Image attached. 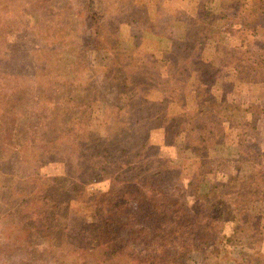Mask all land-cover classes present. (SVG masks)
<instances>
[{"label": "rangeland", "instance_id": "rangeland-1", "mask_svg": "<svg viewBox=\"0 0 264 264\" xmlns=\"http://www.w3.org/2000/svg\"><path fill=\"white\" fill-rule=\"evenodd\" d=\"M91 15H96L94 25ZM187 48H194V55ZM186 58L188 69L213 71L211 91L218 98L223 78L231 82L236 74L250 79L253 75L243 71L259 65L254 77L261 80L238 84L228 101H244L259 111L254 146L264 162V0H0V264H87L69 255L72 243L78 251L87 248L90 263L114 264L115 252L92 242L96 227L87 230L64 214L80 211L84 216L82 207L99 201L95 195L114 190L106 196L117 198L130 191L123 183L130 178L174 187L172 197L180 204L171 208V217L183 207L187 219L208 227L212 238L202 252L192 253L193 264L252 262L223 205L208 206L197 197L207 192L209 180L223 182V170L231 166L227 162H238L239 156L233 134L217 146L208 141L205 129L189 139L193 126L182 108L186 77L178 74ZM141 82L142 91L133 89ZM156 116L184 131L166 138L162 151L153 143L147 148L151 171L144 159L133 161L127 147L134 121L144 124ZM116 119L125 123L117 127ZM232 120L249 129L240 113ZM81 131L90 132L93 145L80 144L83 153L77 155L73 145ZM152 138L159 143V132ZM55 142L61 151L51 156L46 146ZM120 144L125 152L119 151ZM104 147L105 156L96 152L106 151ZM80 171H89L91 179L83 181L76 174ZM234 172L246 178L257 171L242 162ZM249 209L252 216L264 212V202L250 203ZM112 217L123 225L132 218V229H156L150 221L140 226L141 218L128 213ZM130 230L124 225L115 231L114 248ZM92 248L96 257L90 258ZM253 248L263 251L264 239Z\"/></svg>", "mask_w": 264, "mask_h": 264}, {"label": "trees", "instance_id": "trees-1", "mask_svg": "<svg viewBox=\"0 0 264 264\" xmlns=\"http://www.w3.org/2000/svg\"><path fill=\"white\" fill-rule=\"evenodd\" d=\"M94 19H96V15L92 16V25H94ZM186 51H188L190 55H194L195 49L187 48ZM188 59L189 58H186L181 62L183 67L178 70L183 71V73L178 72V74L183 75L182 77L180 76L181 78L186 77V79H182L184 84L187 83L186 88L188 89L183 94L182 108L184 111L183 115L187 117L193 126V128L189 130L191 134H187L189 139L193 140L192 135H194V131L205 129L209 135L207 137L208 141L212 143V145L217 146L227 143L228 137L230 134H233L234 139H236V152L239 156V158H237L238 162H227L230 163L232 167L225 166L223 170V182L209 180L207 192L203 195L197 193V197L208 206L221 207V205H223V211L226 213L227 219L235 223L234 232L242 235L238 239L240 246L244 251H249L252 254V262L249 264H264V250L259 251L253 248L257 240L264 239V212L261 209L259 210L260 213L252 216L249 209L250 203L257 201L264 202V162H261L263 156L262 152L256 151L254 146V142L255 140L257 141L259 135L258 128L255 125L260 114L259 111H253V106L250 103L242 101L236 104L233 102V98L230 102L228 101V95L236 92L235 89L238 84L251 85L261 80H255L254 77L256 74L255 71L259 65L252 64L250 70L245 69L243 71V73L247 71L250 72L251 76L253 75L250 79L246 76L241 78L238 75L236 76V74V78L234 77L235 79H233V81L230 80L231 82H227L226 77L223 78V95L218 98L213 95L211 91L213 71L210 68H206L205 70L188 69ZM200 59L202 60V56ZM175 63L180 65L179 60H176ZM164 67L166 69V66ZM125 82V85L128 84L127 81ZM165 82V79L161 81L163 84H165ZM122 85L124 86V84ZM143 85L144 83L141 82L138 86H134L133 89L142 91L141 87H143ZM131 87H133V84H131ZM189 93L191 96H189ZM132 94L134 95V93ZM190 98H192L194 102V105L191 107L189 106ZM231 107H233V110L230 109ZM128 109L134 111V107ZM236 113H240L244 125L249 129H242L241 125L234 123L232 118ZM124 123L125 122L122 120L116 119L117 127ZM171 123L172 121L164 120L157 116L149 118L148 121H144V124L139 123L137 120L134 121L133 126L136 128L132 130L133 134L129 137L130 146L127 147L129 157H131L133 161L144 159L146 162L143 163L146 168L152 171L153 162H147L146 159L148 156V154H146L147 148L149 146L151 147L153 143L152 145H156L159 151H162L163 146H168L164 143L166 138L178 137L183 134L182 131L184 130H182L180 126L171 125ZM250 129H252V131H250ZM153 132H159L161 137L159 143L152 141ZM53 133L54 130L52 134L47 137L53 136ZM194 139L195 142L201 141L200 138L197 137ZM75 140L76 142L73 146L74 152L77 155L83 153L80 144L83 143L84 147L93 145L90 142V132L87 131L85 133L81 131V135L75 138ZM123 145L124 144H120V152L126 151ZM61 146V144L55 142L52 146L46 147L48 148V153L54 156L61 151ZM107 148L108 147H104L107 152L102 151L101 148L96 150V152L105 156L108 153ZM252 153H254V158L250 157ZM256 155H259L261 159L259 160V157L256 159ZM241 156H249L250 158L246 161H242ZM242 162L252 165L257 172L254 174L252 173L246 178L239 176L237 172H234L235 166L238 164L240 165ZM107 163L110 165V162ZM107 163L105 162V164ZM167 163L168 162H164L163 164L167 166ZM199 164V166L202 167L204 162H199ZM84 166L87 165L84 164ZM72 167L73 170H77L74 165H72ZM80 169H82V167H80ZM88 170L90 169L88 168ZM76 174L84 178L83 181H89V179H91L89 171H84V173L80 171ZM195 174L198 175L200 179H206L204 173ZM123 183L126 185L124 187L130 186L132 189L130 191L121 192L117 198L106 196L115 194L113 193L114 190L109 192L110 194L95 195V199L99 200L95 206H83L84 216L80 211L75 212L76 214L67 211L64 214L67 221L69 219V221L74 223V220H79L87 230L96 227L93 234L98 231L97 240L93 238L92 242L95 243L96 248L114 251V264H193L192 253L194 251L202 252L208 241L211 240L212 234L208 227H201L196 221L191 222V219H187V209L185 210L183 207L179 208L181 209V213L180 210L177 209V212L173 213L171 217V208L180 204L179 198L172 197V195H174V191L172 192L174 187L168 186L165 183L162 186L160 183H157V181L150 182L144 180V182L141 183V181L135 180L134 178L126 179ZM124 187L121 188L123 189ZM198 187L199 186H197L196 189H198ZM42 189L43 192H46V190H48V184ZM38 199H42V197ZM181 204L182 206L185 205V203ZM92 207H94V209H92ZM126 213L133 217H140V222H138L140 226L150 221V223L154 225L153 228L156 229L149 230L150 227L148 225L145 226L147 228L132 229V224L130 222L132 220L131 218V220L124 223V225L126 227L129 226L131 230L128 231L126 238L119 239L121 242V244L118 243L119 248H114L115 238L113 235L116 230H121L124 225L120 224L112 215L114 214L115 217L121 218ZM167 214L170 216L167 217ZM69 215L74 219L71 217L67 218ZM170 217L172 218L173 224L169 223L170 220L168 219ZM52 228L55 230L54 227ZM161 229H164L165 232L161 233ZM110 233H112L111 237ZM149 234L150 236H148ZM129 240H131V243L133 241V246H130L131 243L127 244ZM73 246L72 243V248H70L69 252L72 258L76 255L80 260L84 259L83 261L87 264H92L89 260L85 259L87 258L86 255H88L86 254L87 248L78 251L79 247ZM92 250L94 253H90L93 254L92 256H88L90 258L96 257L95 248H92Z\"/></svg>", "mask_w": 264, "mask_h": 264}]
</instances>
